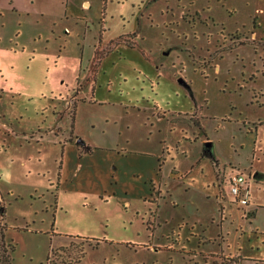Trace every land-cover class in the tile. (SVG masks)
<instances>
[{
	"label": "rangeland",
	"instance_id": "374dc122",
	"mask_svg": "<svg viewBox=\"0 0 264 264\" xmlns=\"http://www.w3.org/2000/svg\"><path fill=\"white\" fill-rule=\"evenodd\" d=\"M0 225L12 264H264V0H0Z\"/></svg>",
	"mask_w": 264,
	"mask_h": 264
},
{
	"label": "built area",
	"instance_id": "2783aa9c",
	"mask_svg": "<svg viewBox=\"0 0 264 264\" xmlns=\"http://www.w3.org/2000/svg\"><path fill=\"white\" fill-rule=\"evenodd\" d=\"M251 179V175L247 176L238 170H231L226 175L225 182L237 204L246 205L247 201L243 198L242 194L247 190V184Z\"/></svg>",
	"mask_w": 264,
	"mask_h": 264
},
{
	"label": "trees",
	"instance_id": "16d2710c",
	"mask_svg": "<svg viewBox=\"0 0 264 264\" xmlns=\"http://www.w3.org/2000/svg\"><path fill=\"white\" fill-rule=\"evenodd\" d=\"M75 109L72 117L74 116ZM5 227L0 225V264H12L11 254L14 251L13 246L5 241L4 237Z\"/></svg>",
	"mask_w": 264,
	"mask_h": 264
},
{
	"label": "flooded vegetation",
	"instance_id": "af4514ba",
	"mask_svg": "<svg viewBox=\"0 0 264 264\" xmlns=\"http://www.w3.org/2000/svg\"><path fill=\"white\" fill-rule=\"evenodd\" d=\"M252 43H254V46H259L258 43H257L256 41H252ZM245 45H249V46H250V44H248V43H241V44H240V47H241V46H245ZM261 46H263V45H261ZM179 82L182 83V80H179ZM75 108H76V105H74V109H75ZM231 170H235V169H231ZM218 174H219V175H218ZM217 175L220 176V177L222 178V181H223V182H225V177H226V175H227V172H225V173H223V174L217 173ZM225 183H226V182H225Z\"/></svg>",
	"mask_w": 264,
	"mask_h": 264
},
{
	"label": "crops",
	"instance_id": "0c3cea01",
	"mask_svg": "<svg viewBox=\"0 0 264 264\" xmlns=\"http://www.w3.org/2000/svg\"><path fill=\"white\" fill-rule=\"evenodd\" d=\"M83 6L84 7H87L88 6V3L87 2L83 3Z\"/></svg>",
	"mask_w": 264,
	"mask_h": 264
}]
</instances>
